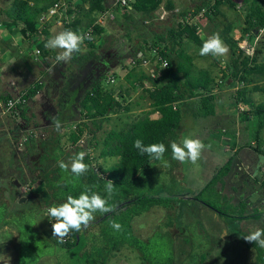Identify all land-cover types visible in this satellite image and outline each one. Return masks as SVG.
Returning <instances> with one entry per match:
<instances>
[{"label": "rangeland", "instance_id": "rangeland-1", "mask_svg": "<svg viewBox=\"0 0 264 264\" xmlns=\"http://www.w3.org/2000/svg\"><path fill=\"white\" fill-rule=\"evenodd\" d=\"M75 1L77 5L86 9L87 0ZM134 1L131 0L130 3ZM213 1L161 0L156 10L146 14L134 11L128 4L127 8L115 7L103 14L91 16L95 17L93 24L100 25L104 32L99 36H92L93 49H90L85 42L81 46V53H85L89 49L94 51L96 56L92 60L93 65L89 66L88 64L86 69L78 68L70 61L57 63L55 57L59 52L58 49H51L50 53L47 52L45 55L41 53L37 63L45 62L41 60L44 56V60L50 65V71L47 74L38 75L37 79L41 83V88L36 95L38 96L37 100L27 101L28 110L24 115L25 119L0 116V204L7 203L9 211L18 213L22 210H32V207L37 204L38 198L33 191L41 183V180L37 178L40 168L38 160L42 155L39 145L46 142L48 135L54 132L55 128L51 121L53 116L62 123L58 138L65 153L73 148L85 149L89 161L98 170L99 168L108 169L115 158L100 156L107 133L110 130H118L124 124L153 112L147 89L141 88L139 84L143 79L141 76L143 71L131 67V61L138 50L151 48L154 42H158V37L166 38L169 30L175 29L178 23L183 21L195 26L196 35L202 42L216 32H219L221 36V31L226 27L231 28V34L235 40L240 41V29L243 27V20L249 12L252 0H244V2L231 0L235 5L223 1L217 8V14L199 15V10L205 5L204 3ZM11 3L12 0H0L1 26L10 24L4 11ZM254 3L264 9V0H255ZM53 20L57 22V19ZM51 22L46 27L48 33L51 29L49 26ZM72 23L73 21L70 24ZM57 25L60 27V31L66 30L64 25ZM89 26L88 18L80 16L79 29L82 31H78V33H83V30ZM60 31L54 30L52 36ZM42 39L39 38V41ZM222 40L224 41L223 38ZM29 43L31 48L36 45L32 41ZM178 45L180 50L192 58L196 72L206 71L214 80L212 93L217 94H215L214 104L215 115H217L215 119H220L219 127L214 133L205 123L211 118L197 121L193 120L189 114L184 113L182 130L177 133L176 142L179 143L183 138L191 137L198 138L206 146L210 145L211 147L205 148L195 165L191 162L181 163L172 159L171 148H169L164 155L171 158L170 164H175L173 167H177L179 175H175L171 181L158 183V169L161 167V163L151 164L140 174V183L134 187V193L181 199L192 196L201 190L211 179L215 170L232 156L231 171L220 192L233 203L244 200L247 205V213L257 211L261 214L257 219L244 220L241 224L244 230L250 233L257 229H264V124L258 130L256 139L253 134L256 130V120L246 114L251 110L250 106L246 102L235 105L233 100V94L235 95L236 91L242 88L245 92V99L250 100L254 105L261 103L264 98V81L261 77L256 75L247 77L246 80H251L247 86L244 81L239 79L244 68L241 61L243 57L248 58L247 62L250 65L264 63V28L259 30L253 44L250 45L246 38L240 41L235 54L227 44L229 49L227 54L215 57L212 55L200 56V47L187 38L180 40ZM164 46L170 48L169 40L166 39ZM168 52L172 62L175 63L174 51ZM24 53L26 54V52ZM27 57L28 55H26ZM92 66L99 67L103 73H111L114 76L115 84L113 86L106 83V79L102 80L104 89L113 90L114 93L119 92L123 95V107L117 108L115 112L105 118L94 120L98 129L93 134L90 133V124L79 105L82 95L76 92V89L79 90L81 80L87 75H91V71L94 70ZM65 99H67L66 103L63 102ZM230 113L235 114L234 120L227 118L224 121V118H221ZM232 121H234L235 130H232ZM212 127L215 128V126L210 128ZM222 128L228 130L227 133L220 132ZM77 132L81 134L80 141L72 144L71 135ZM26 134H28V141L24 144L23 150L19 151L16 144L21 141V136ZM233 146L238 147L235 152H232ZM255 147L260 152H255ZM64 161L68 163L70 160L65 157ZM170 164L167 163V168ZM48 165L52 167L53 162L49 161ZM21 198L23 201L19 202ZM47 209L42 208L36 216L35 230L41 239L49 243L50 240H58L53 237L52 224L55 221L47 215ZM187 211L192 210L187 209ZM178 220L182 229L184 224L180 218ZM18 238V232L13 225L0 228V264H8V258L9 264H16ZM29 243L30 236L28 235L22 250V264H32L36 258L29 248ZM146 243L151 264H169L170 259L174 264H185L189 252L202 256L201 259L193 256L190 259L191 264H253L254 261L253 249L230 238L227 233L222 239L211 240L209 246L204 249L197 248V245L200 244L198 239L187 241L174 235L170 236V239L165 235H157ZM190 244L194 245L192 249ZM5 245H10L9 253L5 251ZM42 248L41 246L39 249L41 257L38 264H57L56 261L63 262V264H83L85 261L84 257L78 256V250L70 251L53 246ZM54 253L56 260L52 256ZM106 264L146 263L140 259L133 248L126 246L113 253Z\"/></svg>", "mask_w": 264, "mask_h": 264}, {"label": "trees", "instance_id": "trees-1", "mask_svg": "<svg viewBox=\"0 0 264 264\" xmlns=\"http://www.w3.org/2000/svg\"><path fill=\"white\" fill-rule=\"evenodd\" d=\"M55 1L57 0H12L11 5L4 11L5 16L11 23L22 24L20 30L21 35L24 38L32 39L33 42L37 44L40 55L41 53L45 55L48 52L44 46L47 41L46 37L48 31L46 29L42 31L43 39L39 41L36 35V16L41 12L47 11ZM223 1L235 5L231 0H214L213 2H206L204 3L205 5L201 7V9L207 8L204 15L217 14V8ZM254 1L255 0L251 1L249 12L243 20V27L240 29L239 37L240 41L246 38L250 45L251 43L253 44L259 30L264 28V9L257 6ZM160 2L161 0H135L133 3H129V5L134 11L146 14L156 10ZM241 2H244V0ZM86 4V9L77 5L75 15L68 24H64V28H72L71 30L77 33L78 31H82V29H79V20L80 16L83 15L88 18L89 27L92 28L91 36H99L103 34L104 30L100 25L93 24L95 17L91 16L103 14L109 11L111 6L108 5L107 0H87ZM115 7L117 8V6L113 8ZM201 9L199 11H201ZM72 21L73 23L70 24ZM87 29L83 30V34ZM230 30L231 28L229 27L224 28L221 31V37L229 48L234 50L235 54L236 50H238L237 44L240 41L235 40L231 36ZM183 35L195 45L199 47L202 46L203 42L196 35L195 26L190 25L187 21L178 23L175 29L169 30V34L166 38L158 37V42L152 44V46H157L158 44L164 45L166 39L167 41L169 40L170 44V48L164 46L163 49L160 50V54L167 59V68L163 71L161 77L152 81V89L146 88L153 111H157L159 117L151 119L149 115H145L124 124L118 130H110L107 133L102 144L100 156L102 158H116V162L112 164L108 170L99 168V172H95L94 166L89 161V156L87 155L84 162L89 165V171L85 175L74 178L71 176L70 172H63L58 167L59 160H64L65 157L70 160L75 153L86 150L73 148V150L65 153V149L60 146L58 132L55 129L54 132L48 135L47 141L39 145L42 155H40L41 159L38 160V166L40 168L37 172V178L41 180V183L33 191L34 195L38 198L37 204L32 207V210H22L19 213L9 211L8 205L5 202L0 204V225H13L18 231V264H22V250L28 235L30 236L29 248L36 257L35 260L32 261V264H36L41 257V250H39L41 246L43 248L53 246L55 248L70 251L78 250V256L85 258L83 264H106L110 257V253L118 250L119 246L124 244L134 247L138 251L140 259L146 264H151L150 255L147 253V243L137 241L134 238L121 240L104 239L101 249L85 251L86 249L84 248L87 247V245H84L81 238V232L83 230L80 233L73 231L64 243H59L55 240H50L49 243H46L44 239L38 236L35 230V218L42 208H49L53 205L58 206L66 201L68 195L78 197L84 190L85 185L91 187L92 191L99 193L101 196H106L105 184L109 180L113 182L115 189L108 203L115 206V211L108 214L96 212V219L91 222L90 226L94 224L96 220L100 221L112 218L120 211H124L126 213L125 228L130 229L129 222L131 218L148 210L151 206H162L166 212L169 213L173 208L174 201L182 202L184 199H190L214 211L224 221L227 234L230 238L236 239L245 246L253 249V264H264V248L246 242L243 236L249 234V232L244 230L241 226L244 220L257 219L261 214L257 211L247 213V205L244 200L233 203L229 198L221 195V193L217 191V187L221 188L224 185L225 179L231 171L232 156H230L221 167L216 169L211 179L204 187L192 196L177 199L176 197L162 198L153 195H136L134 193L138 174L148 168L153 162L157 161L147 154H140L134 147V141L136 139H141L145 145L164 143L167 147L173 142L175 131L180 125L184 113L189 114L193 118H207L215 115L214 103L216 95L211 93L214 89V80L206 71L196 72L192 58L178 48L179 41L182 40ZM84 42L90 49L94 48V44L91 40H85ZM167 50L174 51V55L176 56L175 63L172 62L169 52H164ZM95 58L94 51L88 49L85 53H74L70 63L78 68L86 69L88 64L89 66L91 64L93 65L92 60ZM241 61L244 68L239 79L246 83L245 86L251 83V80H246L247 77L251 75L259 76L264 81V63L250 65L247 62V57H243ZM92 67L94 70L91 71V75H87L86 78L81 80L79 83V90L76 89V92L82 95L79 105H81L84 116L90 124L89 129L91 134L98 129L94 122L95 119L105 118L122 106L115 99L114 91H108L103 87L102 80L106 79L107 74L103 73L99 67ZM142 74L144 76L141 75L143 79L139 84L141 88H145L142 81L148 77L144 72H142ZM36 83L25 90L28 100H32L41 88V83ZM7 97L8 94H0L2 100L7 99ZM233 100L235 105H238L240 102H246L250 106L251 110L246 114L247 116L254 117L256 120V130L253 134L257 139V132L264 124V98L261 103L254 105L250 100L245 99V92L242 88L236 91L235 95L233 94ZM66 101L67 99L63 102L66 103ZM27 110L28 106L26 105L20 110L19 115L14 118L22 117L25 119L24 115ZM80 137L81 134H79V132L72 134V144L77 143ZM254 150L257 153L260 152L256 147ZM49 161L53 162L52 167L48 165ZM45 165L48 166L44 167ZM73 179L75 183H68L69 180ZM85 230L86 229H84V231ZM53 255L55 256V253ZM193 256L199 257L200 259L202 258V256L198 254H190L185 264H191L190 259ZM57 258L59 259V257ZM59 264H63V262L60 263L59 261ZM169 264H174L172 259L169 260Z\"/></svg>", "mask_w": 264, "mask_h": 264}, {"label": "crops", "instance_id": "crops-1", "mask_svg": "<svg viewBox=\"0 0 264 264\" xmlns=\"http://www.w3.org/2000/svg\"><path fill=\"white\" fill-rule=\"evenodd\" d=\"M74 3L75 0H72ZM10 22V21H9ZM50 32L48 33L46 39L48 40L52 37V33L54 30L60 31V27L57 25V22L54 20L50 23ZM22 28V24L20 23H11L8 25L1 26L0 22V94H8V95H15L20 91H25L27 88L31 87L36 81L40 82L37 78H39V74L49 73L50 65L49 63L44 60L45 57L43 56L41 60L45 61L42 63H37L38 61H34L32 56L34 55V49L31 48L29 42H33L32 39L24 38L20 30ZM232 31V30H230ZM231 33V32H230ZM234 38V36L231 34ZM235 39V38H234ZM204 42V41H203ZM11 49V52H10ZM47 49V48H46ZM22 50V51H21ZM51 49H47L50 53ZM26 52V54L24 52ZM26 55L28 57L26 58ZM41 56V55H40ZM262 61V60H261ZM10 82H14V86L10 87ZM212 93V92H211ZM214 94V93H212ZM216 94V93H215ZM217 95V94H216ZM38 96H35L33 99L37 100ZM110 115V114H109ZM234 113L226 114V116H222L224 121L227 118H231L234 120ZM5 116V115H0ZM190 116V115H189ZM159 117L157 111H153L149 114V118L156 119ZM192 117V116H191ZM217 115H213L207 118H211L210 121H206V126L209 130H212L214 133L217 132V127H219L220 119H215ZM193 120L199 119H206V118H193ZM225 125V124H224ZM232 130H235L234 121H232ZM211 126H215L210 128ZM223 127V126H222ZM182 130V121L180 125L175 131L174 140L176 142V138L178 136V132ZM228 130L222 128L220 132L227 133ZM170 148V145L167 146ZM238 147L233 146L232 152H235ZM111 158V157H106ZM115 158V157H113ZM112 160V159H111ZM171 158L164 155V158L161 160H157L152 164L161 163V167H159L158 178L159 182L164 181H171L174 179L175 175L177 174V167L174 168L175 164H170ZM116 162L112 160V164ZM167 163L172 165V167L167 168ZM111 164V165H112ZM108 167V169L111 167ZM106 169V170H108ZM138 174L137 185L140 183V174ZM108 174V172H107ZM136 185V186H137ZM220 187H217V191L220 192ZM221 193V192H220ZM222 195V194H221ZM179 199V198H177ZM190 209L192 211H187ZM176 217V218H175ZM178 218L181 219L182 224L184 227L181 229V223L179 222ZM126 213L124 211H120L115 217L107 218L104 220H96L94 224L89 226L85 231L81 232V238L84 242V245H87L84 249L85 251H93L97 249H101L102 241L106 240H116V239H131L134 238L137 241L146 243L148 240L154 238L155 236H179L184 240H192L198 239L200 244L197 245L199 249H204L209 246V242L211 240H218L222 239L223 236L227 233L226 226L224 221L210 208L204 206L196 201L190 199H184L181 201H174L173 208L166 212V210L162 206H151L148 210L142 212L139 215L133 216L129 222L130 229H126ZM115 221L122 225L120 231H117L111 227V223ZM2 225H0V228ZM180 227V228H179ZM17 230V229H16ZM18 232V231H17ZM129 234V235H128ZM228 235V234H227ZM19 237V236H18ZM187 238V239H186ZM8 246H4L6 249L5 251L9 253L11 248ZM133 248L137 253L138 251L134 248L129 246L128 244H124L119 246L118 250L112 251L110 256L118 252L119 249L124 247ZM194 245L190 244V248L192 249ZM1 248V247H0ZM173 249V248H172ZM18 251H19V238H18V245L16 251V264H18ZM173 255V250H172ZM139 255V253H138ZM190 255V252L188 256ZM56 260V257L52 255ZM37 261L36 264H38ZM57 264H59L56 261Z\"/></svg>", "mask_w": 264, "mask_h": 264}, {"label": "clouds", "instance_id": "clouds-1", "mask_svg": "<svg viewBox=\"0 0 264 264\" xmlns=\"http://www.w3.org/2000/svg\"><path fill=\"white\" fill-rule=\"evenodd\" d=\"M91 35L77 33L71 29H66L58 32L50 37L46 43L45 48L52 50H59L55 60L57 63H67L73 58L74 53L81 51V46L85 40H92ZM228 47L222 40L219 32L213 33L202 44L199 49L200 56H223L227 54ZM166 65L165 67H167ZM9 107H12V102H9ZM52 126L57 132L62 128L61 121L53 116ZM134 147L140 152L141 155L147 154L155 160L164 158V154L168 150L164 143H152L145 145L141 139L134 141ZM206 147L198 138L186 137L181 142L175 141L170 143L172 159L181 163L191 162L197 164L201 158L202 152ZM86 151L75 153L68 163L64 160L58 161V167L65 173L71 174L74 178H79L89 171V165L86 164L85 157ZM68 183H75V180H69ZM115 186L112 181H107L105 184L106 196H101L99 193L92 191V188L85 185L84 190L78 197L68 195L66 201L58 206H52L47 209V215L55 222L52 224L53 237H56L59 243H64L66 238L74 231L80 233L82 230L87 229L91 222L95 221L96 212L108 214L115 211V206L110 205L108 201L114 194ZM111 227L120 231L122 225L113 221ZM244 240L249 243L258 245L264 248V229H257L243 236ZM9 264V258H8Z\"/></svg>", "mask_w": 264, "mask_h": 264}, {"label": "built area", "instance_id": "built-area-1", "mask_svg": "<svg viewBox=\"0 0 264 264\" xmlns=\"http://www.w3.org/2000/svg\"><path fill=\"white\" fill-rule=\"evenodd\" d=\"M112 1L109 8L110 10L113 9L114 6L117 7H128L127 5L131 2V0H107ZM77 4L70 0H57L53 3L51 7L47 11L41 12L36 16V35L38 38H43L42 31L46 29L49 22L53 19H57V24L64 25L68 24L75 12L77 10ZM207 11V8H202L199 15H204ZM107 12V11H106ZM105 13V12H104ZM112 17V16H110ZM190 24V23H189ZM92 28L89 27L84 34L91 35ZM184 35L182 39H185ZM178 41V39H177ZM164 45L158 44L157 46H152L151 48L145 49L142 48L138 50L135 54V57L131 61V67L137 68L138 70H142L145 75L148 77L147 79L143 80V86L147 89H152V81L162 76L163 71L167 68L165 67L168 65L166 57L160 54V50H162ZM168 53V51H164ZM40 56V50L35 46L34 55L32 56L34 61L38 60ZM37 83H40L36 81ZM106 83L113 86L115 84V78L111 73L106 75ZM10 87L14 86V82H10ZM115 99L119 102V104L123 105V95L121 93L116 92L114 93ZM12 102V107H9V102ZM27 94L26 91H20L15 95H8L7 99L2 100L0 98V112L1 115L9 116V117H16L19 115L20 110L27 105ZM28 134L21 136V141L18 142L17 149L19 151L23 150L24 144L28 141ZM80 141V140H79ZM94 166L95 172H99L98 168ZM52 207V206H51Z\"/></svg>", "mask_w": 264, "mask_h": 264}, {"label": "water", "instance_id": "water-1", "mask_svg": "<svg viewBox=\"0 0 264 264\" xmlns=\"http://www.w3.org/2000/svg\"><path fill=\"white\" fill-rule=\"evenodd\" d=\"M234 1H235V2H238V1H236V0H234ZM111 2H112V1H109V2H108V5H110ZM16 185H18V183H16ZM21 201H23V198H21L19 202H21Z\"/></svg>", "mask_w": 264, "mask_h": 264}]
</instances>
